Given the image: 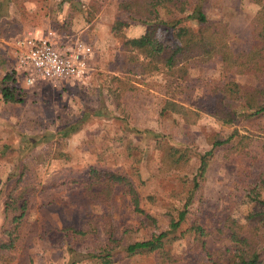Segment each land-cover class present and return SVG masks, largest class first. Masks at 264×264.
<instances>
[{
    "label": "rangeland",
    "instance_id": "1",
    "mask_svg": "<svg viewBox=\"0 0 264 264\" xmlns=\"http://www.w3.org/2000/svg\"><path fill=\"white\" fill-rule=\"evenodd\" d=\"M123 1L126 0L5 1L6 13L0 12V30L5 37L0 58L9 62L8 71L16 69L14 41L29 31L37 35L53 32L57 42L69 38L89 46L92 55L87 78L58 86L44 80L28 86L23 74L16 70L25 99L9 108L14 116L15 134L9 130L10 154L5 159L13 158L28 137L38 136V140L29 141L34 146L43 144L25 157L30 170L26 178L41 181L43 189L29 199L21 238L16 245L0 250V264H68L75 257L72 250L88 253L94 244L103 243L104 224H110L115 237L126 244L150 237L148 219H156L164 229L169 221L168 211L176 216L178 209L183 208L188 213L181 229L197 219L212 231L208 249L223 246L213 225H219L226 216L240 223L246 221L245 214L251 205L245 198L246 183L241 179L246 171L244 163L255 160L246 178L247 184H254L264 168V131L260 135L256 125L245 117L233 125L217 121L212 115L215 96L210 93V80L254 83V78L241 74L235 64H222L206 57L189 61L185 80L162 71L144 74L137 68L130 72L129 67L135 63L111 33L116 18L127 19L119 9ZM204 6L210 17L222 18L227 23L231 49L247 50L250 22L261 6L252 0H206ZM179 27L196 29L197 23L186 18ZM144 28L136 22L124 28V32L136 37ZM173 32L174 28L159 24L155 40L162 46H174L178 42ZM166 99L193 108L199 113L198 118L187 124L178 114L162 112ZM223 103L226 109L243 110L237 101ZM255 122L261 123L263 119ZM234 129L240 135H249L246 147L238 143V138L217 146L206 170L201 172L199 159L211 149V138L216 134L226 138ZM158 141L185 150L189 161L177 169L168 167L166 148L159 146ZM243 148L251 154L243 153ZM91 165L131 178L144 213L134 210L121 186L115 187L108 201L89 198L84 187L74 180L87 179ZM6 171L3 164L1 175ZM194 178L197 186L193 189ZM95 226L101 230L99 237L92 231ZM66 227L85 233L77 234L65 230ZM181 241L186 242L176 245L177 253L186 251V256L176 264H193V258L205 260L200 248L195 249L192 243L185 246L188 237ZM115 255L117 260L112 264H157L155 254ZM76 264L91 261L83 258Z\"/></svg>",
    "mask_w": 264,
    "mask_h": 264
},
{
    "label": "trees",
    "instance_id": "2",
    "mask_svg": "<svg viewBox=\"0 0 264 264\" xmlns=\"http://www.w3.org/2000/svg\"><path fill=\"white\" fill-rule=\"evenodd\" d=\"M8 0L0 1V12L6 13ZM75 3V0H67ZM206 0H126L121 2L119 9L126 13L127 19L116 18L111 26V33L120 43V47L131 56L133 67L130 72L151 73L154 71L166 72L169 75L185 80L189 61L195 57L213 58L222 64H235L241 74L250 75L254 83L242 82L234 79L220 81L211 79L210 93L215 96L212 115L222 124L233 125L242 117L252 121L258 128L264 131V5L263 0H252L261 7L250 22V45L245 51H233L228 44L227 23L222 18H213L205 10ZM4 6V8H3ZM186 18L193 19L197 23L196 29L178 27ZM144 25V32L140 36L129 37L124 28L132 23ZM159 24H165L174 28L173 35L177 40L174 46H162L155 40V34ZM7 71L0 78V94L4 102L20 103L24 100L25 91L18 83L16 71ZM22 75V73H20ZM224 100H234L242 106V111L226 109ZM162 112H171L180 115L185 123H194L199 113L193 108L176 100L166 99L161 108ZM262 118L263 122L255 121ZM38 136L28 137L25 140L24 149L38 140ZM238 138V143L246 147L249 135H240L234 129L226 138L216 134L211 138V149L200 156L199 170L204 172L208 165L212 151L220 145ZM31 141V143L29 142ZM158 141L159 146L166 148L165 158L168 159V167L180 168L189 161V154L179 147L169 146ZM264 142V139H263ZM27 144V145H26ZM33 145V144H32ZM243 153L251 154L246 148ZM244 163L245 172L242 173V181L247 184L248 173L254 164V159H248ZM27 165L17 163L12 173H9L4 181L6 198L3 207V223L0 227V250L16 245L22 235V227L27 219L29 199L39 193L43 187L40 181L27 179L29 173ZM33 181V182H32ZM79 182L86 195L91 199L108 201L116 186H121L124 193L131 200L134 210L144 213L140 207L141 197L135 188L133 181L127 175L119 172L99 169L91 165L88 169V178L74 180ZM245 198L251 205V209L245 214V222L240 223L236 219L226 216L219 225H213L219 239H223V246L213 250L207 248L208 237L213 233L206 225L198 223L194 219L189 225L181 229L185 221L188 209H178L174 216L170 211L166 228L161 229L154 218L149 225L151 234L149 238L123 244L121 238L115 237V231L110 224H104L105 240L96 243L88 251L81 253L72 250L75 256L70 263L76 264L83 258H88L91 264H112L117 258V253L124 256H139L143 254H155L157 264H176L186 256V251L177 253V244L182 238L192 243L195 249L204 252L205 260L193 258V264H264L262 249H264V168L261 169L256 181L248 182ZM253 184V185H252ZM197 186L196 178L193 179V189ZM190 194V193H189ZM187 202V201H186ZM92 228L98 236L101 230ZM103 229V228H102ZM77 234L85 231L73 227H66ZM91 231V229H90ZM187 236V237H186ZM99 237V236H98ZM96 237V238H98ZM192 241V242H190ZM174 252V253H173ZM81 256V257H80Z\"/></svg>",
    "mask_w": 264,
    "mask_h": 264
},
{
    "label": "built area",
    "instance_id": "3",
    "mask_svg": "<svg viewBox=\"0 0 264 264\" xmlns=\"http://www.w3.org/2000/svg\"><path fill=\"white\" fill-rule=\"evenodd\" d=\"M12 50L16 69L28 86L36 80L58 86L88 77L90 47L69 38L57 42L53 32L37 35L29 31L14 41Z\"/></svg>",
    "mask_w": 264,
    "mask_h": 264
},
{
    "label": "crops",
    "instance_id": "4",
    "mask_svg": "<svg viewBox=\"0 0 264 264\" xmlns=\"http://www.w3.org/2000/svg\"><path fill=\"white\" fill-rule=\"evenodd\" d=\"M1 31L2 30H0V53H2L3 51V48H4L3 42H5L4 41L5 37ZM8 65H9V62L7 63V61L6 62L4 61V58H0V78L4 75L5 72L9 70ZM45 82L49 83L48 81H45ZM14 104H19V103L4 102L0 94V167H2L3 164H6V167H7V171L3 175H1L2 172H0V178L2 179V182L1 180L0 182H1L2 187L4 186V181L6 180L9 173H12L14 169L16 168L17 163L25 162L24 164H26L25 157L29 156V154H31L32 152H35L37 148L43 144V142L40 145L36 144L35 146L31 144L30 147H28L27 149H24L23 153L21 154L22 148L24 147V144H25V141H24L23 146H21V148L18 147L20 149L18 151H15V154H16L15 155L16 157L14 156L15 159L14 157L13 158L11 157V159H5L6 156L10 154L9 153V149H10L9 143L7 141L9 137L12 138V134L9 135V132H10L9 130H12L13 133L15 132L14 126L12 123L14 120V116L13 114H11L12 112H9V108L12 107ZM9 168H10V171L8 170ZM5 198H6V189L4 188L3 190L2 189L0 190V225H2L3 219H4V215H3L4 204L3 203H4ZM27 211H28V208H27Z\"/></svg>",
    "mask_w": 264,
    "mask_h": 264
}]
</instances>
